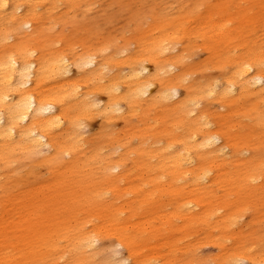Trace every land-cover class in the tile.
I'll use <instances>...</instances> for the list:
<instances>
[{"label":"rangeland","instance_id":"1","mask_svg":"<svg viewBox=\"0 0 264 264\" xmlns=\"http://www.w3.org/2000/svg\"><path fill=\"white\" fill-rule=\"evenodd\" d=\"M207 18L231 19L232 36L198 32ZM163 26L177 31L178 59L142 62L157 82L160 66L175 62L164 77L176 95L135 111L123 103L124 113L112 117L78 114L77 129L64 125L56 147L0 160V264H264V90L240 100L205 95L237 60L264 52V0H93L52 14L38 45L76 60L94 56L102 74L72 66L66 78H78L79 89L105 105L104 85L126 87L119 77L141 68L129 56L141 59L143 37ZM201 97L211 103L194 101ZM191 101L195 109L183 113ZM188 134L221 140L176 174L146 152L174 137L182 148ZM70 143L78 145L73 156L50 161ZM222 143L230 147L225 159L217 157ZM114 161L120 167L109 170ZM87 233L96 243L80 250Z\"/></svg>","mask_w":264,"mask_h":264},{"label":"bare ground","instance_id":"2","mask_svg":"<svg viewBox=\"0 0 264 264\" xmlns=\"http://www.w3.org/2000/svg\"><path fill=\"white\" fill-rule=\"evenodd\" d=\"M92 1L0 0V160L7 162L17 151L31 152L44 146L49 147V150L56 147L59 131L64 129V125L69 122L70 130L77 129L78 114L95 112L112 117L116 113H124L123 103L129 110L135 111L143 102L150 105L162 104L177 94L175 90L170 91L172 79L164 77L171 68L176 67L175 62L170 64V68L160 66V72L157 73L158 82L153 80L155 77L142 62L148 60L159 64L168 54L171 56L165 58L178 59V56L172 54V48H175L172 40L177 31L167 26H163L160 31L152 30L143 37L141 48L144 56L141 59L138 58L139 53L129 56V61L141 62V68L138 71L133 69L129 74L119 77L126 87L114 82L104 85L103 90L109 95V101L105 105L81 91L78 78H66L72 71V66L77 68L94 66L92 70L98 75L103 73V67L91 55L83 58L81 56L76 60L66 53L55 50L47 52L42 44H40L42 47L38 45L40 25L45 24L46 19L51 18L52 14L56 15L63 6L75 10ZM182 17L179 16V22L186 21L181 19ZM230 21L229 18L213 20L207 18L197 25L196 30L205 35H214L213 37L226 36L230 34L226 33ZM182 26L190 29L185 23ZM231 36L232 33L222 40L226 41ZM221 80L212 81L206 88L205 95L214 96L217 100L227 97L240 100L246 95L258 94L260 98L261 91L264 90V52H254L252 58L248 60H237L233 70L226 71L224 79ZM154 85H156L154 94L149 95ZM120 86L123 87V91L119 92ZM202 97H205L204 94ZM202 97L194 101H201L205 106L211 103ZM194 101L185 102L180 110L185 114L192 112L195 108H189V105L190 103L195 105ZM73 102L76 104L75 110L70 109ZM108 124L111 125V122ZM219 140L221 136L218 134L205 135L199 139L197 135L188 134L182 148L176 147L174 137L166 145L156 149L147 148L146 152L150 154V159L160 157L161 163L176 174L185 166L197 165L195 153L203 159L209 156L211 150L216 149L214 145ZM77 146L76 143H70L58 147L50 161H58L64 154L73 156L72 150ZM217 148L219 152L217 157L225 159L229 153V144L222 143L217 145ZM104 157H109L110 160L111 152ZM73 159L70 162H73ZM108 165L111 170L120 167L121 161H114ZM90 236V233H87L88 239L80 242V250L95 245L96 238ZM235 264L240 263L236 261Z\"/></svg>","mask_w":264,"mask_h":264}]
</instances>
